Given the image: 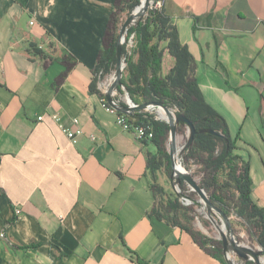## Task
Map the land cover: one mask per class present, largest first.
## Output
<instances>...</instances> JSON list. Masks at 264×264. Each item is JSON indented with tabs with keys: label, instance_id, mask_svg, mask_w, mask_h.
Listing matches in <instances>:
<instances>
[{
	"label": "crops",
	"instance_id": "1",
	"mask_svg": "<svg viewBox=\"0 0 264 264\" xmlns=\"http://www.w3.org/2000/svg\"><path fill=\"white\" fill-rule=\"evenodd\" d=\"M115 1L0 0V264H228L151 213L158 148L90 91ZM161 5L264 207V0ZM156 176L163 185L165 170Z\"/></svg>",
	"mask_w": 264,
	"mask_h": 264
},
{
	"label": "trees",
	"instance_id": "2",
	"mask_svg": "<svg viewBox=\"0 0 264 264\" xmlns=\"http://www.w3.org/2000/svg\"><path fill=\"white\" fill-rule=\"evenodd\" d=\"M154 1L157 4L162 0ZM140 3L141 0L115 1L90 85V91L98 93L101 98L103 93L98 88V83L117 65L119 41L117 29L120 15L126 10L131 13ZM132 37L136 41L134 51L136 59H133L127 49L128 41ZM37 50L43 54L41 49ZM122 55H125L128 73L127 78H122V84L131 99L140 105L161 103L168 108H175L192 121L196 132L192 144L186 148L184 156L186 166L189 169V164L194 162L202 166L204 175L199 185L208 193L211 204L227 215L233 210L255 232L257 241L264 251V207L259 206L252 197L249 164L235 152L237 138H232L225 118L205 99L195 76L193 55L188 45L182 43L177 25L166 13L163 5L149 9L146 16H141L128 28L127 39L122 44ZM166 56L173 59L174 64L163 74ZM118 90L124 91L121 86ZM122 104L125 102L122 101ZM132 117L136 124L153 129V137L144 142H153L158 148V154L150 156L148 161L153 173L152 189L156 199L151 213L169 224L186 230L207 253L226 261L225 245L222 240L216 241L201 235L174 213L167 214L184 207L179 198L169 202V209L165 210L160 205L159 197L165 193V187L157 182L156 171L163 168L170 178L173 177L172 156L167 146L170 123L158 118L153 112L141 109L135 110ZM179 129L180 127L176 125V130ZM212 130L222 135L214 134ZM223 168L228 169V179L221 184L218 173ZM179 180L181 188L187 191L186 180L183 177H179ZM121 237L123 238V235ZM248 264H254V261H249Z\"/></svg>",
	"mask_w": 264,
	"mask_h": 264
},
{
	"label": "rangeland",
	"instance_id": "3",
	"mask_svg": "<svg viewBox=\"0 0 264 264\" xmlns=\"http://www.w3.org/2000/svg\"><path fill=\"white\" fill-rule=\"evenodd\" d=\"M159 2L161 3V1ZM159 2L156 4L154 0H150L147 9L134 16V19L132 18V12L134 10L131 13H129L128 10L121 13L120 22L117 29L119 39H125L124 41L127 39V31H124V33L121 34V29L127 20H132L130 26L135 24L141 16L147 15L149 9L155 6H161ZM135 46L136 41L132 37L128 41L127 49L128 53L133 56V59L137 58L136 54L134 53ZM122 57L125 59V55ZM116 71L117 65L111 73L106 74L103 78V87L110 86L114 80L113 77ZM127 76L128 73L125 66L122 78H127ZM117 92L122 101H128L125 90L121 92L117 88ZM169 109L174 116H177L180 113L175 108ZM150 112L156 114L157 117L160 116V113L156 108H150ZM177 125L180 127V129L176 132V140L172 146L171 140L169 138L167 143L168 149L170 151L173 150V152L178 151L180 164L189 171L193 180L196 183H199L204 175L202 166L194 162L189 164L188 169L186 163L184 162V156L190 138V127L186 123L179 121L177 122ZM174 170L175 162L173 177L170 178L166 173V177L162 180L163 186L165 187V193L159 197L160 205L163 206L165 210L169 209V202L179 198L182 201L184 207L180 208L177 212L172 211L170 213L167 212V214L173 215L174 213L182 222L191 227L193 230L199 232L201 235L208 236L216 241L222 240L223 242L226 238L227 251H224V259L228 264H248L249 261H254V264H258L256 257H254V253L258 255L259 260L262 264H264V251L257 241L255 232L250 229L248 224H246L243 219L239 218L233 210L227 215L218 207L211 205L208 202V193L204 191L205 194H202L197 190H193L192 185L187 181L188 188L187 191H184L181 188L180 181L178 180ZM218 179L221 184L227 182V168H223L219 171Z\"/></svg>",
	"mask_w": 264,
	"mask_h": 264
},
{
	"label": "water",
	"instance_id": "4",
	"mask_svg": "<svg viewBox=\"0 0 264 264\" xmlns=\"http://www.w3.org/2000/svg\"><path fill=\"white\" fill-rule=\"evenodd\" d=\"M149 2H150V0H146V3H145V6H144V9H143V11L144 10H146L147 9V7L149 6ZM143 4V1L141 0V3L134 9V11L132 12V18L134 17V16H136V15H138L139 13H141V12H137V10H138V8L141 6ZM131 22H132V20L130 19V20H127L125 23H124V25H123V27H122V29H121V34H123L124 33V31H127L128 30V28L130 27V24H131ZM125 39H119V41H118V48H117V71H116V73H115V75H114V80H113V82L110 84V86H109V88H108V91H107V93H106V96H107V99H108V101L112 104V105H114V106H116V107H118L119 108V106H117L115 103H114V97H113V92L115 91V90H117V88L119 87V86H121L124 90H125V92H126V94H127V97H128V101L130 102V103H135L132 99H131V97H130V95H129V93H128V91L126 90V88L124 87V85L122 84V77H123V70H124V68H125V66H126V63H125V59H123V55H122V44L125 42L124 41ZM136 104V103H135ZM150 108H156L157 110H158V112L160 111V109L161 108H163V109H166L168 112H169V117L168 118H166V117H163V116H159L158 118H160V119H163V120H166L167 122H169L170 123V125H171V130H170V140L172 141V139L174 140H176V132H177V130H176V125H177V122L179 121V122H183V123H186L189 127H190V138H189V141H188V145H191L192 144V142H193V140H194V134H195V132H196V129H195V126H194V124L192 123V121L190 120V119H188L185 115H183L182 113H179L177 116H174L173 114H172V112L170 111V109L168 108V107H166V106H164L163 104H161V103H155V104H152V105H140V104H136L135 106H133V107H131L130 105H125V106H123V111H128V110H130V111H134V110H136V109H141V110H149ZM160 113V112H159ZM212 133H214V134H217V135H222L221 133H219V132H216V131H214V130H212L211 131ZM187 145V146H188ZM169 152H170V154H171V156H172V162H173V169H174V159H173V150L172 151H170L169 150ZM175 174H176V176L178 177V180H179V177H183L187 182H189L191 185H192V188H193V190H197V191H199L200 193H202V194H205V192H204V189H202L201 187H200V185H199V183H196L194 180H193V178H192V176H191V174L188 172V171H186L187 172V174H188V176L187 175H185V174H181V175H178V173H177V171H176V167H175ZM180 181V180H179ZM208 202L211 204V202H210V200H209V198H208ZM212 205V204H211ZM236 243V242H235ZM224 245H225V249H224V251L226 252L227 251V240H226V238L224 239ZM254 257H256V259H257V262H258V264H262L261 263V261L259 260V257H258V255L256 254V253H254ZM232 264H234V263H232Z\"/></svg>",
	"mask_w": 264,
	"mask_h": 264
},
{
	"label": "built area",
	"instance_id": "5",
	"mask_svg": "<svg viewBox=\"0 0 264 264\" xmlns=\"http://www.w3.org/2000/svg\"><path fill=\"white\" fill-rule=\"evenodd\" d=\"M159 4L161 5V3L159 2ZM34 21H31V24H33ZM100 84L104 85V82L100 81ZM102 86V85H101ZM109 87H102L103 90V97H102V106L104 108H106L108 111H110L111 113L116 115V122L118 125H120L124 130L126 131H130L132 132L136 138L140 139V140H150L153 135H154V131L151 127L146 126V125H140V124H136L133 120V114L134 111H123V106L125 105H130L131 107L135 106V103H130L129 101L125 102V104H122V100L121 98L118 96V92L117 90H115L113 92V97H114V103L119 106L116 107L114 105H112L106 96V93L108 91ZM137 110V109H136ZM39 120H42L44 118L43 115L38 117ZM53 118L56 120H60L58 115H53ZM74 124L77 125L76 128H71V129H67V133L68 136L70 137L72 143H76L78 140V136L81 135L83 133V129L80 127L79 125V120L76 118L74 119ZM22 213L20 208L16 209V214L20 215ZM0 237H5V233L2 231L0 232Z\"/></svg>",
	"mask_w": 264,
	"mask_h": 264
},
{
	"label": "bare ground",
	"instance_id": "6",
	"mask_svg": "<svg viewBox=\"0 0 264 264\" xmlns=\"http://www.w3.org/2000/svg\"><path fill=\"white\" fill-rule=\"evenodd\" d=\"M145 3H146V0H143V4L138 8L137 12H142L143 11ZM159 112H160L161 116L166 117V118L169 117V112L166 109L161 108ZM174 142H175V139L174 140L172 139V141H171V145L172 146L174 145ZM173 159H174V162H175V167H176V171H177L178 175L185 174V175L188 176V174L186 172L188 170L185 167H183V165L180 164L178 151H174L173 152Z\"/></svg>",
	"mask_w": 264,
	"mask_h": 264
}]
</instances>
